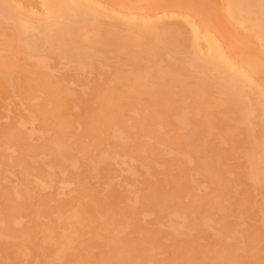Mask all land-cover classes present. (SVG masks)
<instances>
[{"label":"bare ground","instance_id":"bare-ground-1","mask_svg":"<svg viewBox=\"0 0 264 264\" xmlns=\"http://www.w3.org/2000/svg\"><path fill=\"white\" fill-rule=\"evenodd\" d=\"M14 108L0 264H264V0H0V120ZM113 131L151 187L81 180Z\"/></svg>","mask_w":264,"mask_h":264},{"label":"rangeland","instance_id":"rangeland-1","mask_svg":"<svg viewBox=\"0 0 264 264\" xmlns=\"http://www.w3.org/2000/svg\"><path fill=\"white\" fill-rule=\"evenodd\" d=\"M178 28L182 30L181 34H183L184 36L187 35L183 27L179 26ZM241 30L242 29L239 28L240 32ZM165 61L163 63H165ZM57 68L58 67H55V70L59 72L61 68L59 70ZM16 112H18V110L14 108L8 119L2 118L0 120V130L6 129L8 124L14 122ZM173 113L175 112L171 110H167L165 114L166 116L165 121L169 125L170 128H177L178 127L177 120L173 117ZM134 121H140V120L137 119ZM201 138H202V135L199 136V139ZM120 141H122L121 134L117 131H113L106 145L107 149L109 150V153H107L105 158L101 161H99L100 152L94 146H91L83 154L82 158L84 160V163L87 164L88 169L87 171L82 173L81 180L84 181L90 188L105 189L108 191H111L112 189L114 190L120 189L121 186L118 185L119 183H116L112 180V178H115L117 174H120L121 178L124 175H131L127 177L131 185H135L136 183H139L143 185L145 188H149L152 186L151 179L148 178L144 173H142L137 162H133L123 156H118L114 153L116 144L117 142H120ZM197 142L198 140L196 141V143ZM125 143L129 146L135 145L134 140H130L129 142H125ZM75 155L79 156V153L76 151ZM75 195H76V192L72 191V192L66 193L64 197L69 202L73 203L75 201L74 199ZM94 200L96 202L104 201L107 206L116 207L118 204L116 201L108 200L107 194L100 195ZM123 237L125 238V242H134V241H137V238H138L137 235L134 232H131L130 230H128ZM197 240L201 243L205 242V240L201 237H198ZM100 252H102V247L100 245L96 246L94 249V253L99 254ZM12 259L15 262L18 260V258H14V257Z\"/></svg>","mask_w":264,"mask_h":264}]
</instances>
